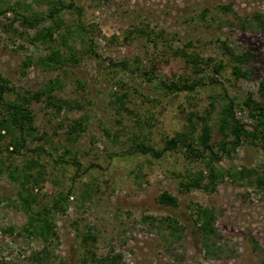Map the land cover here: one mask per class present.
Listing matches in <instances>:
<instances>
[{"label": "rangeland", "instance_id": "obj_1", "mask_svg": "<svg viewBox=\"0 0 264 264\" xmlns=\"http://www.w3.org/2000/svg\"><path fill=\"white\" fill-rule=\"evenodd\" d=\"M63 2L69 9L61 11L60 31L80 23L85 46L97 55L83 53L72 36L67 43L58 38L56 47L78 55L60 69L24 65L49 52L44 44H32L30 36L50 20L26 29L11 12L0 15V74L30 97L36 129L34 139L27 138L26 147L10 158V136L0 141V264H264V186L255 182L264 175L263 151L257 138H248L234 150L226 144L227 154L218 131L227 103L233 102L249 130L257 124L251 117L257 111L247 98L264 108V32L250 23L253 13H264V0ZM7 5L43 15L49 7L44 0H0V6ZM226 48L249 54L241 67L247 77L232 74ZM182 54L196 56V64ZM56 79L53 94L64 104L59 112L40 93ZM194 81L199 83L192 90L171 92L164 86ZM35 93L41 99L32 98ZM204 114L218 157L213 165L223 175L211 190L185 191L182 182L207 174L208 151L195 145L200 157H194L178 147L155 158L134 146L141 142L161 150L166 139L183 132L196 140L198 117ZM31 159L42 168L27 169ZM10 163L20 171H42L40 186L28 185L36 211L50 207L58 192H71L65 210L48 215L54 232L48 240L21 231L27 216L18 183L4 171ZM162 191L176 196L178 205L159 204ZM197 206L215 216L210 255L193 221ZM10 226L12 233L6 231Z\"/></svg>", "mask_w": 264, "mask_h": 264}, {"label": "trees", "instance_id": "obj_2", "mask_svg": "<svg viewBox=\"0 0 264 264\" xmlns=\"http://www.w3.org/2000/svg\"><path fill=\"white\" fill-rule=\"evenodd\" d=\"M49 4L48 10L45 15L32 13L24 14L15 9L14 6H0V15H6L11 12L13 14V21H19L20 25L26 29H34L43 24L46 20H50L52 24L48 26H41L37 29L32 36H30V41L32 44H44L46 45L49 52L44 56H38L36 59L29 58L24 62L25 66L36 64L42 68H52L60 69L68 63L78 61L77 53L69 49V52L64 53L58 47L55 46V42L58 38L61 39L63 43H67L68 39L71 37L73 39H78L85 50L82 52L85 54L93 53L97 55L91 47H86V33L84 27L78 23L75 29L66 28L65 32L62 33L60 29L62 28L61 11L64 9H69L68 5H65L63 0H44ZM80 13V12H79ZM250 23L254 28L264 32V13L255 12L250 17ZM12 25V24H11ZM243 26V25H242ZM138 34L147 36L148 32L142 29L135 30ZM134 31H130L129 35H132ZM227 53L231 57V62L233 63L232 74L235 77H247V74L241 69L242 65L246 63L250 56L248 53L244 52L241 54H234L228 48H226ZM186 61L191 62L193 65L196 64L197 57H191L186 54H182ZM125 63V62H123ZM223 68L222 64H218L217 69ZM199 82H172L165 84L164 86L171 92L181 91L185 89L192 90ZM59 85V80L49 82L45 89L40 93L43 94L56 110L59 112L64 107L63 102L55 98L53 92L55 87ZM5 94H14L13 99L5 98ZM41 94L35 93L32 98L35 100L41 99ZM0 97L2 100V114L0 118V141L3 140L6 135L10 136L9 147L11 151L9 152V158L14 154H19L22 148L26 147L27 138L33 140L35 126L33 121V114L29 107L30 97L27 94H22L18 90H15L12 86H8L7 80L0 74ZM120 107L125 108V104L122 102V96L116 97ZM246 104H252L253 109L257 111L256 114H251L253 119H256L257 124H255L251 130L244 127L242 121L236 116L233 109V102L227 103L220 113L218 122V131L222 136L221 149L227 154L231 149H236L240 143L248 138H257L259 145L264 154V108L260 103L254 101L251 97L247 98ZM208 114H204L198 117L200 122V133L196 140L191 137L190 132H183L176 136L170 137L165 140L164 147L161 150H156L153 147L145 143H136L134 150L143 154H150L155 158H160L164 152L167 150H173L175 148H183L185 151L190 152L194 157H200V153L194 148L198 145L202 148L201 153L208 151V162H207V174L204 176L202 173L194 175L189 181L181 183V189L185 191H191L192 189H203L211 190L216 182L220 179L223 172L214 167L213 162L217 160L218 157L213 151L210 144L212 127L208 123ZM231 140L228 141V138ZM226 144L230 145V148H226ZM0 153L2 149L0 148ZM73 163H76L73 161ZM41 167L36 160H29L26 164V168L30 169L33 167ZM3 171V170H0ZM4 171L7 172L8 177L18 183L19 190L17 192L18 201L22 206L24 213L27 216V222L22 226V233H26L31 237H41L43 240H48V238L54 234L52 229V223L48 218V215L53 210H65V201L68 195L71 194L68 190L65 194L58 192L53 198L50 207H44L42 210H34V205L36 203V197L32 192V188H29L30 183L33 187L40 186L41 181H43V174L41 170H37L36 174H32L26 171H20L13 163L6 166ZM207 179L206 182L204 180ZM256 185L261 187L264 186V175L257 176L255 179ZM157 202L161 205L176 207L178 205V199L176 196L170 194L167 191H162L158 197ZM195 211V217L193 219L194 223L197 225L200 234L204 239L205 252L210 255L211 248L208 245V240L216 234V229L214 227L215 216L212 210L208 207L197 206ZM7 232H14L12 226L6 229ZM85 262V260H84Z\"/></svg>", "mask_w": 264, "mask_h": 264}]
</instances>
